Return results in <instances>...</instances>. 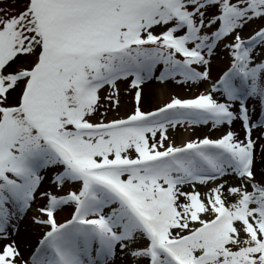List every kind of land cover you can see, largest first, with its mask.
Instances as JSON below:
<instances>
[{"label":"snow or ice","instance_id":"6c2138e0","mask_svg":"<svg viewBox=\"0 0 264 264\" xmlns=\"http://www.w3.org/2000/svg\"><path fill=\"white\" fill-rule=\"evenodd\" d=\"M0 264H264V0H0Z\"/></svg>","mask_w":264,"mask_h":264},{"label":"rangeland","instance_id":"374dc122","mask_svg":"<svg viewBox=\"0 0 264 264\" xmlns=\"http://www.w3.org/2000/svg\"><path fill=\"white\" fill-rule=\"evenodd\" d=\"M150 87H156V84H151L149 85V90L152 92V99L149 100V101H146L145 102V108L148 109V108H151L153 106H158L160 105L166 98V92L164 94V96L160 95L159 92L157 91H152L150 89ZM169 90H177V89H172V86H169ZM122 100L124 101L125 103V107H123L120 112H119V115H124L125 114V111L127 110V108L131 107V104H132V99H131V96H124L122 94L121 96Z\"/></svg>","mask_w":264,"mask_h":264},{"label":"bare ground","instance_id":"6f19581e","mask_svg":"<svg viewBox=\"0 0 264 264\" xmlns=\"http://www.w3.org/2000/svg\"><path fill=\"white\" fill-rule=\"evenodd\" d=\"M169 88H170V87H169ZM150 89H151L152 91H157V92H159L160 95H162V96H164V94H165V93L162 94L161 89H160V87H159L158 85H156V87H150ZM201 90H203V88H201ZM166 91H167V90H166ZM166 91H165V92H166ZM177 91H181V90H180V89H177ZM193 91H195V90H193ZM182 94H186V93H182ZM193 131H196V132H198V133L202 132V133H205V134H211V135H215V134H216L214 131L211 132V133H209L207 127H202V128H200V129H195V130H193ZM191 134H192L191 132H184V133H183L184 136H189V135H191Z\"/></svg>","mask_w":264,"mask_h":264}]
</instances>
